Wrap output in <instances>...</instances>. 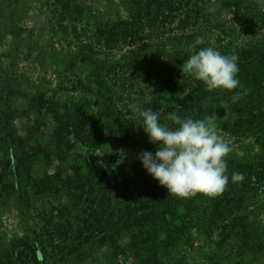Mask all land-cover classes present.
Instances as JSON below:
<instances>
[{"label":"trees","instance_id":"obj_1","mask_svg":"<svg viewBox=\"0 0 264 264\" xmlns=\"http://www.w3.org/2000/svg\"><path fill=\"white\" fill-rule=\"evenodd\" d=\"M224 1L239 10V0ZM118 2L125 17L96 18V29L104 36L106 46L126 44L132 48L120 61L135 64L136 78L149 88L152 99L147 103L140 100L143 108L159 112L160 121L170 127L175 126L168 116L172 111L194 119L213 114L222 127L250 134L258 150L252 155L226 157L229 182L214 197L168 194L137 159L138 153L155 152L156 147L145 140L140 118L123 112L119 105L126 79L110 83L107 78L109 68L119 61L98 60L100 65L92 67L87 79L97 117L88 112L84 97L71 100L70 105L40 99L35 104L36 121L49 114L54 122L52 153L57 163L49 169V153L44 169L36 173L30 161L35 150L31 153L29 146L23 145L22 155L11 168L10 183L0 181L4 187H14L18 201L26 206L31 200L29 191L41 197L52 196L61 207L65 205L76 214L67 216L72 233L63 234L60 243L50 244L49 252L42 239L37 241L26 230L17 242L34 264H48L49 258L58 254V260H81L98 247H107L111 255H116L124 246L133 252L135 264H147L148 260L153 264H180L182 249L193 230L206 235L216 231L208 264H220V257L226 264H264V222L249 209L257 195L264 193V38L221 51L238 54L240 86L231 91H208L201 81L182 70L190 47H204L203 42L196 43V29L187 30L205 14L190 17L188 12L179 17L173 12L172 0ZM174 20L179 33L156 42L144 41L147 36L165 33ZM145 30L148 33H143ZM233 92L240 93L235 102ZM103 131L114 144L110 154L97 147ZM119 150L127 155L117 165ZM233 173L243 174V180H232Z\"/></svg>","mask_w":264,"mask_h":264},{"label":"rangeland","instance_id":"obj_2","mask_svg":"<svg viewBox=\"0 0 264 264\" xmlns=\"http://www.w3.org/2000/svg\"><path fill=\"white\" fill-rule=\"evenodd\" d=\"M172 1L173 12L179 17L188 12L190 17L205 14V18L198 16L196 26H189L187 30L196 29L204 47L221 52L264 38V0H239V10L224 0ZM125 15L118 0H0V181L10 183L11 168L22 155L23 145H28L31 153L35 150L30 161L36 173L44 169L49 153V169L57 163L52 153L54 122L49 114L36 121L35 104L40 99L70 105L71 100L84 97L88 112L97 117L87 83L92 67L100 65L96 61H119L114 68H109L107 78L110 83L117 82L118 78L126 79V90L119 104L123 112L135 115L129 105L143 107L139 101L148 96L149 88L136 78L135 64L120 61L132 48L126 44L106 46L104 36L96 29V18L114 20ZM179 32L174 20L165 33L147 36L144 41L156 42ZM209 116L230 145L228 156L257 152L250 134L222 127L213 114ZM102 135L97 147L110 154L114 144L106 139L105 131ZM16 193L14 187L0 184V264H34L17 239L26 230L37 241L42 239L49 252L50 244L60 243L63 234L71 235L72 223L67 216L76 214L65 209V205L61 207L52 196L41 197L29 191L31 200L26 206L18 201ZM249 209L264 222V193L257 195ZM216 235V231L206 235L201 230H193L182 249L180 264H208ZM151 253L148 256L152 257ZM59 256H51L48 264H135L133 252L125 246L116 255H111L107 247H98L81 260L68 262L58 260ZM218 261L226 264L225 258L220 257ZM147 264H153V260Z\"/></svg>","mask_w":264,"mask_h":264},{"label":"clouds","instance_id":"obj_3","mask_svg":"<svg viewBox=\"0 0 264 264\" xmlns=\"http://www.w3.org/2000/svg\"><path fill=\"white\" fill-rule=\"evenodd\" d=\"M198 38L196 43H202ZM191 54L183 64V72L201 81L206 90H234L240 86L238 73L239 56L235 52L222 54L213 47L198 50L190 47ZM246 93V90H245ZM146 96L144 102L151 101ZM240 99V93L233 92V102ZM132 112L141 120L139 124L148 137L149 143L156 146L155 152L143 150L137 154L146 172L167 189L168 194L179 198H191L198 194L214 197L222 193L228 182L226 157L231 151L218 126L211 119L182 117L177 112L168 113L174 127L160 121V113L138 104L129 105ZM123 163L126 153L119 150ZM243 174L233 173L232 180H243Z\"/></svg>","mask_w":264,"mask_h":264}]
</instances>
